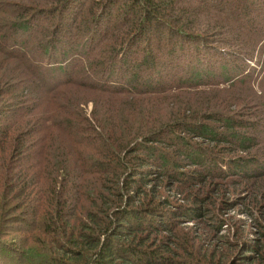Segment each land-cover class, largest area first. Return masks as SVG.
Listing matches in <instances>:
<instances>
[{"label": "trees", "instance_id": "obj_1", "mask_svg": "<svg viewBox=\"0 0 264 264\" xmlns=\"http://www.w3.org/2000/svg\"><path fill=\"white\" fill-rule=\"evenodd\" d=\"M6 1L0 0V264H264V177L245 180L241 156L216 159L195 142L201 137L207 146L223 142L226 153L252 154L256 137L233 116L208 114L214 103L200 96L211 89L191 83L207 82L195 67L205 75L256 69L264 58V0H81L75 9L76 0H18L9 8ZM107 8L112 15L100 25ZM218 23L219 40L200 31ZM120 27L128 29L124 37L115 33ZM149 28L166 39L157 47L160 69L193 74L174 85L175 93L149 86L130 96L133 76L127 90L104 88L99 93L110 96L89 99L93 81L109 80L113 71L84 68L88 85L65 69L75 59L85 67L102 39L113 43L111 63L126 64L133 48L126 37L147 36ZM145 51L133 65L150 71L157 57L147 45ZM120 94L127 105L116 109L111 98ZM168 96L174 100L163 102ZM187 167L193 173L181 170ZM233 174L241 181L230 182ZM232 187L248 202L230 200ZM237 207L254 226L253 240L227 216ZM187 222L204 226L206 235L182 229Z\"/></svg>", "mask_w": 264, "mask_h": 264}, {"label": "rangeland", "instance_id": "obj_2", "mask_svg": "<svg viewBox=\"0 0 264 264\" xmlns=\"http://www.w3.org/2000/svg\"><path fill=\"white\" fill-rule=\"evenodd\" d=\"M76 1L77 2H74V4L76 3L73 6L74 9L77 8V6H79V3L81 2V0H76ZM9 2L12 3V5H15V3L18 2V0L6 1L8 8L10 4ZM70 9L72 8H68L67 10L69 11L67 12H70ZM102 14L105 15L106 17L101 19L100 25L106 23L107 18H109V16L112 15V11L111 9L107 8L106 11L102 12ZM127 17L129 18V14ZM210 24L211 26H214L216 23L210 19ZM111 25L112 24L110 23L109 26ZM218 26H220L218 29L212 28L209 31H206V30L205 31L200 30V31L203 32V35L207 38H210L212 40L213 39L219 40L221 36L218 38V34H217L218 30L224 31V28H223L222 23L220 24L218 23ZM119 29H120L119 31H117L116 29L115 33H117V35L121 37H124L125 36L124 34L127 32L128 29L126 31L123 30L122 27H120ZM101 31L104 32V27L103 29L101 28ZM233 31L239 35V38L241 40H244L248 43V40L246 39L244 35H241L239 32H236L234 28H233ZM147 32L149 33L147 36H151L150 44L144 41L145 37H147L145 33L136 34L134 31V35L128 41L127 39L129 36L126 37L125 44L127 45V47L129 46L132 47L131 43H133V48H131L132 51L130 52L132 55L130 54L127 56V62H126L127 65L121 64V63H114V62L111 63L112 61L110 59V54L112 51L113 43L102 39L101 41L96 40L95 42L98 45V47L95 48L97 50L94 52L97 55V57H94L92 61H86L87 64L85 67H83V64H81L82 61H80L79 59H75V61H71L72 62L70 63L71 66H69L70 65L69 64L68 67H66L65 69L67 68L73 69L72 70V73L74 74L73 81L74 80L77 82L84 81L88 85H91L90 81L83 80V77H84L83 69L84 68L85 69H108V70L113 71L114 75L109 80L100 79V80L93 81L91 85L93 86V91H92L93 93L91 92L90 94H87L90 96L89 99L96 100V98H98V95L110 96V95L99 93L100 91H102V89L104 90V88L116 87L120 89V87H122L123 89L127 90L126 88V85L128 82L127 79L133 76L137 77V80H136L137 83L133 84L132 86L133 89H130L132 90V94H130V96L139 95L142 92L144 93L149 88V86L156 87L155 90L163 91V94H166L165 92H168V91L169 92L167 94L175 93L174 91H170V90L176 89L179 81H185V80L189 81V78L193 77V74L188 73V72L186 74V72L183 69L180 70L181 72H179V69H176V70H172V68L171 69H160L161 67L164 68L165 65L159 64L160 61H162V58L161 57L159 58V55L157 54L162 53V48L161 49L159 48L161 47L163 42L166 41L165 36L161 37L159 31L156 28H153V29L149 28V31ZM229 36L231 38L230 41L232 42L234 41L238 45L242 42L239 39L237 40L234 34L233 35L229 34ZM71 40L73 41V38H71ZM81 40L83 41L84 38L82 37ZM212 44H215V43H212ZM145 45H147L153 51V53L157 57L156 62H158V63H155V65L150 71H148V69H146V66L143 64H141L138 67L136 65H133V63L140 62V59L135 60V57L141 58V60L144 58L146 54ZM158 45L160 46L159 48H157ZM226 48H224L223 50H225ZM141 50H142V54L141 56H139V51L141 52ZM233 52L238 53L236 51H233ZM249 55H253V54L249 52ZM164 56L165 55L163 54V58ZM165 58L163 59V61L165 60ZM252 58H255V56L253 55ZM231 60L233 59L231 58ZM247 62L249 63V68L254 67V59L247 60ZM79 64L81 65L78 68L74 67L75 65H79ZM242 67H244V65H242ZM115 69H118V72H116ZM221 70L222 69H211V71L205 75L204 72L201 73V69H196L195 67V69L193 70V73L194 72L199 73L200 74L199 77H202L201 75H204L205 79L207 78V82H202V83L195 82L194 77H193L191 79V83L195 84V86L199 84L204 86V87H199V88H204L206 90L207 88L211 89L210 93L205 92L200 96L204 99L209 98L211 100V104L214 103L213 104L214 106L211 107V110L208 111V114H216L219 116L220 119H222V117L224 116L230 115V116H233L234 119L240 120L243 123H245V126H247V128H250V129H244L242 131H244L246 134L253 135L256 137V143L258 144L257 147L259 148V150L257 151L254 150L252 154H249L246 152H238V153L231 154L230 152L226 153L225 151H223V147L226 145L223 142H220L223 144L209 142L210 146H207L208 144L206 143H200L201 141H204L203 138L201 137L195 140V142L202 144V145H206L203 147H205L208 150H211V154L213 155V157H216V159H219L221 157L224 158V155L225 156L227 155L228 157L227 159H232L233 157L241 156L243 158L242 160H244L246 163V166H245L246 168L243 170H246L244 172L248 173V174L245 173L247 177V179L245 180H249L250 178L257 179L259 177H264V58L260 59V63L258 66H256V69H245V70L244 69H229V74H224L223 72H221ZM161 72H162V75L158 78V75L161 74ZM121 73H123V75ZM51 82H54V81H51ZM156 84L158 85L156 86ZM174 85H176L175 88H174ZM134 89H137V92H136L137 94L134 92ZM124 95H127V94H120L118 96H124ZM111 99L114 100L112 102V106L116 109L117 108L122 109L123 107L127 105L126 96L122 98L112 97ZM172 100H174V98H170L168 96L167 98L163 99V102H171ZM84 107L87 113H89L92 110V104L90 102H88ZM114 108H111V109L113 110ZM202 108L203 110L205 109V107H202ZM174 109L175 108H171L169 109L168 112H171L172 110L174 111ZM168 112L167 113L164 112V114H168ZM210 125L212 127L213 126L217 127V124H214L213 122L212 123L210 122ZM217 130L219 133H226V131L229 132V130H226L221 127L217 128ZM181 170H185L187 173H193L194 167L193 168L187 167ZM230 179H231L230 182L238 183L241 181L242 178L238 175L233 174L232 176H230ZM245 180L244 182L241 183V185L246 187L249 183L246 182ZM229 189H230V196H229L230 200H232V198L237 197L238 195L240 196L241 201H244V203L248 202V200L246 199V194H245L246 192L244 193L242 192L240 194L237 193L239 191V188L237 187L236 188L232 187ZM171 196H175V194L172 193ZM240 200L239 202L241 203ZM178 201L179 203H182V205L185 206L186 204L185 200L178 199ZM241 210L242 209L240 207H237L234 210L230 211L227 216L234 217L235 219L241 221L245 227L243 237L249 240H253V238L256 236L255 234H253L254 226L252 225L249 216H246L244 213H241L240 212ZM257 215L258 214H255V216ZM181 227L184 230L190 229V228H196L200 237L201 236L204 237L206 235L205 227L204 226L196 227V223H190V222L183 223ZM225 234L229 236L230 240L233 239L231 232L230 233L225 232Z\"/></svg>", "mask_w": 264, "mask_h": 264}]
</instances>
